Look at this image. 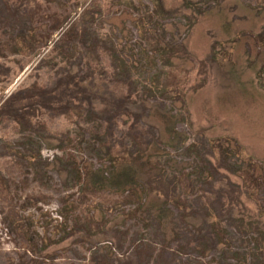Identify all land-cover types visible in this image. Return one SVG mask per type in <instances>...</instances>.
I'll use <instances>...</instances> for the list:
<instances>
[{
  "label": "rangeland",
  "instance_id": "obj_1",
  "mask_svg": "<svg viewBox=\"0 0 264 264\" xmlns=\"http://www.w3.org/2000/svg\"><path fill=\"white\" fill-rule=\"evenodd\" d=\"M92 3L27 0L22 21L13 30V11L0 1V65L11 69L0 84V103L19 88L46 83L63 69L76 73L78 64L71 66L59 56L61 46L76 45L83 52L95 36L115 47L134 71L137 97L131 109L146 110L143 124L154 128L155 144L133 167L142 200H122L126 193L111 187L104 194L110 203L75 207L86 203L76 179L77 164L82 170L87 165L95 172H113L100 146V123L85 117L73 124L41 117L52 133L69 132L64 149L62 138L23 134L14 124L0 123V172L15 165L13 152L21 149L20 143L26 142L36 154L32 162H22L21 171L13 167L16 182L25 180L26 186L14 188L6 201L0 196V264H26L33 257L48 259L47 264H87L95 250L123 258L137 243L148 245L151 264H254L257 235L251 226L264 231V0H101L95 13L90 11ZM75 24L79 34L90 29L79 42L70 32ZM143 34L157 43L171 67L151 53ZM42 59L54 62L39 69ZM109 62L106 58L104 66L113 74ZM170 68L180 79L176 89L163 84ZM104 109L97 105L94 112ZM131 122L124 116L122 131ZM212 150L232 152L229 168L221 169L224 178L213 181L212 188L226 189L231 196L241 191L226 217L218 215L216 206L204 204V182L211 174L200 156L215 164L220 155ZM149 155L155 157L151 165ZM242 172L253 173L258 182V203L244 190ZM36 173L44 175V184ZM171 177L181 189L174 190ZM39 193L49 197L47 203L28 201ZM11 209L13 220H6ZM65 209L71 214L66 223L61 215ZM228 218L243 221L242 228ZM75 222L85 224L88 232L62 240ZM206 225L217 233L216 248L193 239L206 234ZM118 231L128 232L123 249ZM32 244L36 252L29 248ZM181 247L188 254L178 253Z\"/></svg>",
  "mask_w": 264,
  "mask_h": 264
},
{
  "label": "trees",
  "instance_id": "obj_2",
  "mask_svg": "<svg viewBox=\"0 0 264 264\" xmlns=\"http://www.w3.org/2000/svg\"><path fill=\"white\" fill-rule=\"evenodd\" d=\"M0 1L13 11L11 15L13 24L10 25L11 28L15 30L17 27L15 23H20L23 14H25L24 9L27 0ZM100 2L101 0H93L92 5L94 8L90 10L92 13H95L96 9L99 8ZM154 5L159 8L157 2ZM5 21L7 25L9 22L7 19H5ZM59 25L57 26L58 29L60 28ZM72 31L79 37L77 42L82 41L80 39L85 38V36L90 33V29L85 27L83 32L79 34L76 24L72 25L70 32ZM93 39L94 41L89 48L83 52L80 51L79 47L76 45L72 48L59 47L58 54L64 57L65 62H69L71 66L78 64L79 69L76 73L63 69V73H56L55 76L50 77L46 83L39 84L35 82L28 87L19 88L12 94L6 96L0 103V123H5L6 125L14 124L18 131L23 134L37 135L41 138H62L65 141L63 143L64 145L60 146L61 149L69 145V132L66 134L52 133L48 125L42 122L41 117H48L50 122L59 118H64L71 124L75 122V119H82L85 117L86 121L89 123H100V146L106 149L107 152L104 159L113 167V172L109 175L104 170L95 172L92 166L90 167L87 165L85 166L86 168L82 170L81 165L77 164L74 167L76 179L79 185L83 186V191L85 193L84 201L86 203L74 205L76 208L96 201L110 203L111 198L104 194H106L107 190L111 187H117L118 193L122 195L126 193L122 200L130 202L135 200L141 201L142 190L140 189L141 186L137 184V171L133 167L147 157L151 147L155 144L153 126L143 124L146 110L134 112L131 109V105L137 97V85L134 82L132 74L134 71H132L131 67H128L122 55H120L115 47L109 46L107 42L101 38L94 36ZM144 39L147 41L149 48L151 47V53L159 56L165 65L171 67L168 59L159 52L157 43L152 41L150 35L147 36L145 34ZM17 41V38L13 40L19 48L20 43ZM69 50L75 51L77 56L74 52ZM106 58L110 60L109 64L114 69L113 74L104 66ZM53 62L54 59H42L37 67L41 69L44 66L51 65ZM22 70L25 69L23 68ZM10 74L11 69L0 65V84L4 82L3 80L7 79ZM179 82L180 79L176 71L170 68L166 73V79H164L163 83L165 89H176L179 86ZM97 105L105 107L100 114L94 112V108ZM124 116L132 119L126 131H122L120 127L121 119ZM125 140L129 142V145L125 143ZM158 144H160L159 140ZM19 145L21 149L13 152L14 156H16L15 165H13V167H16L17 171H21L23 161L32 162L31 160L36 158V154L26 145V142L20 143ZM37 152L39 154V151ZM210 153H214L215 155L219 153L220 156L216 159L215 164L206 162L204 156H200L201 161L207 164L211 174L209 179L204 182L207 186L206 192L208 193L204 195V204L206 206H216L218 215L220 217H226L232 209L231 201L233 202V200L237 199L241 191L236 190L231 196V193L226 189H213L212 182L224 178L221 169L229 168L227 162H229V154L232 152L230 153L227 150H212ZM149 156L148 165H151L155 157ZM13 167L8 168L5 172H0V196H2L1 199L3 201L9 199L10 192L14 188L21 189L26 186L25 180L16 182L15 176L17 171H15ZM252 174H250V172H244L242 174L243 187L250 199L258 203L257 193L260 186L258 182L254 180ZM36 178L40 183H43L45 180L44 175L39 173H36ZM169 181L171 185L175 184V191L179 188L181 189L178 180L171 177ZM48 200L49 197L43 193L28 197L29 202L47 203ZM112 202L117 203L119 200H113ZM11 213H13V209H11V211L7 210L6 220L12 219ZM61 215L65 223L71 218L70 212L66 211V209L61 212ZM80 216L89 219V221L92 220L90 215L80 214ZM228 221L238 224V228H242L243 226V221L237 222L232 218H228ZM93 226L97 229L100 227V225ZM208 226L206 225L207 232L205 235L200 237L194 235L193 239L199 244L203 243L204 245H207L208 241L210 242L209 247L216 248L219 242L217 233L211 231L210 225ZM60 228V226L56 227V229ZM251 228L253 233L257 235L254 264H264V231L260 226L256 225H252ZM87 229L85 224L83 225L75 222L72 231L67 232L62 240H65L69 236L80 234L81 232L86 233L88 232ZM26 232L28 231L26 230ZM118 234L121 241L119 248L123 249L128 238V232L118 231ZM27 235L28 233H25V236ZM29 248L32 251L34 249L36 252L37 246L32 244ZM186 249L185 247H181L178 253L188 254ZM204 249L206 250L207 246H205ZM148 252V245L142 243H137L134 250L123 258L111 256L108 252L104 253L103 251L95 250L90 256L87 264H151V256L148 255ZM48 262V259L42 260L40 257H33L29 259L26 264H47Z\"/></svg>",
  "mask_w": 264,
  "mask_h": 264
}]
</instances>
